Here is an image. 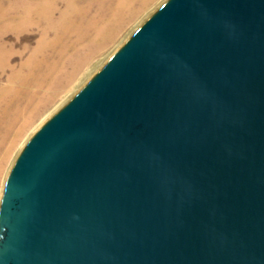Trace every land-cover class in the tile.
Returning a JSON list of instances; mask_svg holds the SVG:
<instances>
[{"label":"water","instance_id":"water-1","mask_svg":"<svg viewBox=\"0 0 264 264\" xmlns=\"http://www.w3.org/2000/svg\"><path fill=\"white\" fill-rule=\"evenodd\" d=\"M0 264H264V0H167L33 136Z\"/></svg>","mask_w":264,"mask_h":264},{"label":"bare ground","instance_id":"bare-ground-1","mask_svg":"<svg viewBox=\"0 0 264 264\" xmlns=\"http://www.w3.org/2000/svg\"><path fill=\"white\" fill-rule=\"evenodd\" d=\"M151 1L0 0V68L9 66L15 52V44L5 39L8 34L18 37L30 29L40 30L34 54L21 65L26 68L27 74H24L25 71L13 72L9 85L0 88V207L7 179L20 153L19 144L40 112V106L73 81L92 57L113 41L123 25L136 17L139 9L148 7ZM96 3L98 10L92 14ZM50 34H53L52 38ZM72 34H76L75 41L62 43ZM83 41H86L84 46L77 50V44ZM47 47H56L63 59L45 65L47 59H39L38 55ZM70 50L75 57L67 62L64 56ZM38 61L45 65L44 74L40 69L35 72ZM46 79H50L49 87L41 93ZM25 96L27 104H22Z\"/></svg>","mask_w":264,"mask_h":264},{"label":"rangeland","instance_id":"rangeland-1","mask_svg":"<svg viewBox=\"0 0 264 264\" xmlns=\"http://www.w3.org/2000/svg\"><path fill=\"white\" fill-rule=\"evenodd\" d=\"M167 0H152L148 7L146 6L144 9H139V13L133 19L127 21L121 31L118 32L117 36L113 39L112 42H108L98 53H96L92 59L87 63L80 71L76 74V77L73 81L59 89L55 96L51 99H47L42 106H40V112L35 117L32 126H30L25 132V136L23 137L20 147V153L17 157L19 158L20 154L27 146L29 141L33 138V136L46 124L57 112H59L66 103L94 76V74L122 47V45L131 37L134 32L145 22L147 21ZM113 3V1H110ZM98 4H94L92 8V14L95 13L98 9ZM40 30L37 28L30 29L28 32H24L18 37L15 34H8L6 36V40L10 43L15 44V52L12 55V59H10V64L6 68H0V88L6 87L10 83V76L15 71H25L26 68H22L21 65L24 61L28 60L35 52L37 47L38 39H39ZM53 37V34H50V38ZM16 39L18 41H16ZM66 44L72 43L76 39V34L69 35L66 37ZM69 41V42H68ZM86 41L82 43H78L77 50L81 49L84 46ZM48 48V49H47ZM42 54H39L38 57L41 59L42 57L46 60L45 65L54 64L55 61L63 59L60 58L58 54V49L56 47H47ZM56 50V51H55ZM68 55V56H67ZM73 51H69L65 54L64 58L68 62V60L74 58ZM41 61V60H40ZM38 61L37 64L42 66L41 68L37 65L35 67V72H39L41 70V74L45 72L42 71L45 65L40 64ZM36 73V74H37ZM27 74V71L24 73ZM87 75H90L86 81L84 79ZM84 81V82H83ZM44 85L40 92H45L47 87H49L50 79H46ZM17 86V85H16ZM38 98V97H37ZM22 104H27V98L23 100ZM28 108L26 107L25 110ZM38 126V127H37ZM28 134V135H27ZM25 139V140H24ZM17 158V159H18ZM16 163V162H15ZM14 167V166H13Z\"/></svg>","mask_w":264,"mask_h":264}]
</instances>
